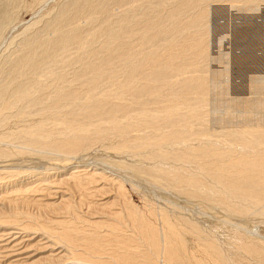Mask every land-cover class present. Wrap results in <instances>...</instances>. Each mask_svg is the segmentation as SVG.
<instances>
[{"label": "bare ground", "instance_id": "obj_1", "mask_svg": "<svg viewBox=\"0 0 264 264\" xmlns=\"http://www.w3.org/2000/svg\"><path fill=\"white\" fill-rule=\"evenodd\" d=\"M261 3L0 0V180L16 178L0 189V263L231 264L214 241L184 238L203 229L180 211L203 201L243 218L264 214ZM11 120L20 125L5 132ZM108 142L105 150L139 163L85 157ZM18 155L83 161L40 170L15 163ZM184 163L200 176L187 178ZM243 222L222 220L231 235L262 240ZM30 249L47 255L33 260Z\"/></svg>", "mask_w": 264, "mask_h": 264}, {"label": "rangeland", "instance_id": "obj_2", "mask_svg": "<svg viewBox=\"0 0 264 264\" xmlns=\"http://www.w3.org/2000/svg\"><path fill=\"white\" fill-rule=\"evenodd\" d=\"M216 4L212 5V7L213 6H219L221 9H225L229 5L227 3H216ZM231 5H239V4L235 3V4H231ZM259 6H260V9L262 10V7L264 6V4L261 3ZM23 12L25 13V15ZM28 14L29 13H27L26 11H23V10H21L19 12V16H21V17L23 16L22 17L23 20H26L28 18V16H29ZM234 21H235L234 18L230 19L231 25H237V23H238V22H236L237 20L235 22ZM261 50L262 49L257 50L256 54L260 55V56L262 55L261 58H263L264 57V55H263L264 50H262V51ZM257 52H259V53H257ZM232 54H234V53L232 52ZM262 62H264V59ZM234 81H236V82H234ZM237 81H238V78H236L232 74V78L229 82L231 88H233L235 85H237L236 84V83H238ZM15 123H17V125H20V123L16 122L15 120H11L10 122L5 124V126L7 128L4 131L5 132L8 130L14 131L15 128H13V127H14ZM133 135L139 136V132H136ZM191 142H194V141H190L189 143H191ZM109 144H111V143L108 142L105 145H100V146L96 145V146L92 147L91 151H89V153L85 157H88V159H90V160H104V161H110V162L126 161L125 163L127 165H133L135 163H139L138 158L132 159V158H129L128 155H118L117 153H115V151L105 150L104 147L109 145ZM191 144L192 145L190 147H194V148L200 147L198 142L191 143ZM213 146H214L213 149H216L217 147L222 148V146H219L217 143L213 144ZM171 148H174V150L180 151V149H183V146L177 147L174 145H169L168 147H166V149H168V150H170ZM225 148H227V150L230 152H239V150H240V147H238L237 145H231V146H228ZM194 150L192 151V154L201 152L199 149L195 152H194ZM17 157L18 158L16 159L17 161H15V163L22 164V163L26 162V159L22 158L20 155H18ZM192 157L199 159V158L195 157L194 155H192ZM32 159H33L32 161L26 162L25 165L26 164L28 165L30 162H33L35 164L38 162L35 158H32ZM72 159L73 158H68V157H62V158L47 157L46 160H40V162H38L37 165H38V167L39 166L41 167V168L39 167L40 170L43 168H64V167L71 168V167L77 166V164H79L78 163L79 161H83V160L71 161ZM3 162H4V160L0 161V166H3L4 164H6ZM80 164H82V163H80ZM85 164H87V163H85ZM172 164L173 163H169L168 165L171 166ZM189 165L190 164H187V163L186 164L184 163V165H183L186 170H189L186 172V174L189 175V176H187V178H190V176H194V177L198 178L200 176L199 171L197 169H195L194 165L191 167ZM191 165H192V163H191ZM122 166H124V165H122ZM39 169H38V171H40ZM128 173H132V171L128 170ZM122 175L125 176V174H123V173L118 174L119 177H123ZM10 177H11V179H10ZM10 177L6 179L7 182L4 181V179L0 180L1 183L5 182V183H2L4 186L0 183V185L2 186V187H0V189L3 187H6V186L9 187V185H10L9 181L16 179V178H14L15 176L14 177L10 176ZM124 190H125V193L131 198L132 202L134 204H136L138 208L143 209V199H142L141 193L139 191H135L128 182H126L124 184ZM1 191L2 190H0V192ZM150 197H153V196H150ZM154 199H156V198L154 197ZM111 201H112V199L109 200V202H111ZM178 201H179V203L178 202H176V203H178L179 206L181 205L183 207V209H187V208L189 209V206H186V204H184V202H182L180 200H178ZM192 201H194V199ZM157 203L160 204V207H162V208L164 207V206H162L164 203L161 202L160 200H156L153 204L156 206H159V204H157ZM199 203H200V205L198 206L199 209L201 208V210L205 213L204 214L203 212H201V214L203 216L201 214H199L200 213L199 211H201V210H198L196 208V206H193V205H191V208L195 207L197 210H195V208H194V211H192V212L180 211V212H182V214H185L186 217H189V215H190V217L193 220H196L197 224L203 229V231H201L200 233L199 232L198 233L184 232V238L185 239L189 240L190 237L193 238V236H195V239L197 238V240L201 241V242H204V241L209 242L210 240L214 241V243L217 245V247L219 249H221L223 255L229 259V260H227V262L229 261V262H231V264H264V214H262V215H260V214L250 215L249 217L247 216V217L243 218V217H240L238 214L226 213L225 210H224L225 212H223V209L220 207H219L220 208L219 209L218 206H215L216 208L214 206L211 207V206L207 205V202L204 203L203 201H200ZM196 204H197V202L194 203V205H196ZM207 209H209V210H207ZM223 219H229L230 223H234V222L238 223V220L240 222L244 221L243 224L245 226L243 225L244 228L243 227L242 228L244 230L246 229L247 231H249L252 234H258L262 238V240H259V238H257L258 236L257 237L250 236V235L246 236L248 234H243L241 231H240L241 235H239V236L234 235V234L231 235V231L228 229V228H230V226L223 225L222 224ZM198 234H200V236ZM40 239L41 238H37L35 240L39 241ZM35 240L33 239L31 242L34 243ZM238 241L245 243V245L247 244V245H252L254 247H258L259 249H261L263 254H258V257L250 255L251 253L248 254V252H245L243 248L239 247ZM33 252H34V254H33ZM28 254H30L29 256L35 257V258H33V260H36L38 258H41V257L47 255L46 253H41L40 255H38L35 251H33L31 249L28 251ZM24 256H26V255H24ZM8 262H10V261H7V263ZM0 264H2V263H0Z\"/></svg>", "mask_w": 264, "mask_h": 264}]
</instances>
